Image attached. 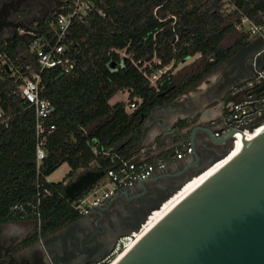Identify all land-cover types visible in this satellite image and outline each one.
<instances>
[{"label": "trees", "instance_id": "1", "mask_svg": "<svg viewBox=\"0 0 264 264\" xmlns=\"http://www.w3.org/2000/svg\"><path fill=\"white\" fill-rule=\"evenodd\" d=\"M91 1L92 10L73 20L65 41L75 68L41 73V97L55 107L50 120L55 129L45 138L39 173L35 112L20 87L31 75L27 66L37 72L40 66L27 37L15 32L0 41V108L9 119L0 128V227L37 221L40 214L42 232L33 241L82 217L74 206L99 180L73 196L67 188L82 177L87 184L117 169L114 155L129 157L154 108L175 101L250 44L252 34L244 19L264 27V0ZM59 8L31 29L52 39L50 26ZM165 68L153 85L151 76ZM120 94L126 98L112 104ZM64 164L70 167L67 176L50 182Z\"/></svg>", "mask_w": 264, "mask_h": 264}, {"label": "water", "instance_id": "2", "mask_svg": "<svg viewBox=\"0 0 264 264\" xmlns=\"http://www.w3.org/2000/svg\"><path fill=\"white\" fill-rule=\"evenodd\" d=\"M11 25L15 32L21 27L19 23ZM260 39L261 46L230 82V88L255 74L253 63H256L257 70L264 68V38ZM250 48H255V42H250L225 64L232 63L241 52ZM260 92H264V81L254 91ZM175 102L176 100L154 108L150 116L157 108L173 105ZM147 121L148 118L143 121L142 129ZM197 131H202L209 142V148L205 150V154L209 156L206 164L194 174L187 175L201 161L202 155L195 153V162L186 164L176 175L168 174L169 170L164 171L169 186L156 188L146 199L147 207L143 215L138 220L135 219V223L125 232H116L113 239L107 234L97 238L99 248L96 249L87 245L93 235H88L85 231H72L77 225L74 222L50 238L57 241L62 239L56 251H52L47 239L41 237L30 248L32 252L38 250V254L31 260H21V250L11 247L4 255L5 264L17 261L20 264H40L41 260L45 264L102 262L112 253L119 238L139 231L151 214L161 209L189 181L225 160L234 150L232 133L216 138L212 130L202 126L191 130L188 141L195 149ZM222 147L224 148L220 152ZM102 176L103 174L94 176L93 182H88L80 192H84ZM176 178L182 179L174 180ZM152 182L154 178L140 182L138 186L144 188ZM67 194L70 195V188H67ZM94 215L95 212L90 217ZM86 221L87 219L83 220ZM71 228L73 229L70 230ZM123 255L116 264H264V131L252 143L245 138L237 158L202 182Z\"/></svg>", "mask_w": 264, "mask_h": 264}, {"label": "crops", "instance_id": "3", "mask_svg": "<svg viewBox=\"0 0 264 264\" xmlns=\"http://www.w3.org/2000/svg\"><path fill=\"white\" fill-rule=\"evenodd\" d=\"M63 1L56 0L52 6L55 7L54 9H58L60 3ZM23 3L17 13L16 21L13 22L21 24V27L16 32L23 28L31 29L32 24L44 19L47 12L51 11L46 10L43 15L41 14L42 16L36 17L35 10L37 8L41 9L46 5L43 6L44 4L41 3L30 4V11L27 12L28 6L25 2ZM10 33H15L13 26ZM260 38L262 37L254 36L251 38V42H258L260 44L259 46L241 52L235 61L219 66L204 80L186 90L176 99L174 108L171 105L157 108L152 116L149 115L145 128L141 131L138 144L129 157H135L138 161H165L168 163L167 170H169L168 174L170 175H176L186 164L195 162V153L202 155L201 161L187 175L194 174L198 168L204 166L209 157L205 154V150L209 148L208 139L202 131H197L195 133V140L197 141V147L195 149L188 141L191 130L196 126H202L213 132L216 131L218 127L213 126L212 123L219 120L234 102L243 99L244 96L241 94H232L231 88L229 87L230 82L237 76L242 66L247 65L251 57L255 55L261 46L262 40ZM192 62L188 63L190 64ZM183 65H187V63ZM180 122H185L186 125L181 127L179 126ZM185 147H192L193 153L185 155L182 159H177L175 156L176 152L184 151ZM223 148L220 149V152H222ZM152 178H154V182L148 184L146 187L141 188L137 185L130 190L121 191L103 206L91 210L88 215H82L75 222L77 225H75V230L72 231H75V233L85 231L88 235H91L101 226L107 214H110L116 218L118 226L123 228L120 231L125 232L130 225L135 223V217L125 210L127 203L145 200L156 191L157 187H167L170 184L163 172H157ZM83 182L84 177L69 187L71 196L79 193L83 189L77 190L78 185ZM93 212H95L94 217H90ZM84 219H87V221L83 222ZM37 232V221L34 219L13 221L1 226L0 253L5 255L9 248L15 247L23 253L21 260H31L38 254V250L30 251L32 244L36 242L33 240ZM100 237H104V234H101L98 238L100 239ZM97 241L98 239L89 240L87 245L94 246L97 249L99 248ZM55 243H62V239L56 240Z\"/></svg>", "mask_w": 264, "mask_h": 264}, {"label": "built area", "instance_id": "4", "mask_svg": "<svg viewBox=\"0 0 264 264\" xmlns=\"http://www.w3.org/2000/svg\"><path fill=\"white\" fill-rule=\"evenodd\" d=\"M63 2L66 5L59 8L57 20L50 26L51 31L55 32L52 39L41 36L36 29L23 28L18 31L19 34L30 40V50L37 57V63L40 66L38 72L32 71L31 66H27V70L31 71V75L23 78V84L20 87L22 98L35 112L38 173L46 157L44 149L45 138L55 129V125L51 124L50 121L55 113V107L49 100L41 97V73L44 70L56 67H62L65 73H70L75 68L76 61L69 55V49L65 43L67 33L75 18H82L93 8L91 0H64ZM242 23L247 26L252 36L264 37V27L254 25L247 19H244ZM2 57L3 55L0 52V59ZM253 68L255 74L252 77L231 87L232 94H241L244 96L243 99L234 102L219 120L212 123L213 126L218 127L213 132L216 138L232 133L234 147L239 136L254 134L257 130L264 127V92L254 93L264 81V68L257 70L256 63H253ZM167 70L168 68H165L153 74L150 78L152 84L156 85L157 80ZM134 107L135 105L131 106L132 109ZM8 121L9 119L4 116L0 108V128L7 127ZM192 153V147H185L184 151H177L175 156L177 159H182L185 155ZM114 159L118 163V168L107 170L103 178L75 204V209L81 215H88L91 210L103 206L117 193L132 189L140 182L151 179L157 172H164L168 168V163L165 161H138L135 157H120L118 155H114ZM146 225L147 222L141 226L139 231L119 238L112 253L98 264H112L121 255L130 250L140 239V235H143ZM37 227L38 235L40 236L42 232L40 214L37 216Z\"/></svg>", "mask_w": 264, "mask_h": 264}, {"label": "flooded vegetation", "instance_id": "5", "mask_svg": "<svg viewBox=\"0 0 264 264\" xmlns=\"http://www.w3.org/2000/svg\"><path fill=\"white\" fill-rule=\"evenodd\" d=\"M23 2H25V0H0V29H1L0 36L11 31L12 29L11 23L16 21L17 13L19 12L21 6L24 4ZM259 45L260 44L258 42L255 43V46H259ZM171 106H173L174 108V104ZM174 180H178V179H174ZM85 185H86L85 182L79 184L77 190L84 188ZM74 191H75V187H74ZM146 202H147L146 199L140 200L138 202L135 201L129 202L126 205L125 210L130 214H132V216H134L136 220H138L146 210L147 207ZM72 229L73 228H71L70 230ZM122 229H123L122 227L120 228L118 226V222L116 221V218L110 214H107L101 226L97 228L96 232L91 234L93 235V238H91V240L97 239L99 236H101V234H107L111 237V239H113L114 234ZM52 236L53 234L45 236V239H47L48 247L52 251H56L58 249L57 246L59 244L55 243L56 241L55 239H50ZM3 258H4V254L0 253V264H5L6 261H4ZM39 263L45 264L43 260H41ZM13 264H20V263L17 261V263H13Z\"/></svg>", "mask_w": 264, "mask_h": 264}, {"label": "bare ground", "instance_id": "6", "mask_svg": "<svg viewBox=\"0 0 264 264\" xmlns=\"http://www.w3.org/2000/svg\"><path fill=\"white\" fill-rule=\"evenodd\" d=\"M264 131V127L257 130L254 134L241 135L237 140V143L234 147V150L231 154L223 161L215 165L214 167L207 170L205 173L201 174L193 178L189 181L183 189H181L175 196H173L170 200H168L161 209L154 211L147 221V225L145 227V231L140 235V238L144 236L146 232H148L155 224L161 220L174 206H176L181 200H183L188 194H190L193 190H195L202 182L212 176L217 170H219L222 166L229 163L239 156V153L242 148V144H244V139L246 138L249 143H252L262 132ZM124 255H121L118 259H116L112 264H116L118 260H120Z\"/></svg>", "mask_w": 264, "mask_h": 264}, {"label": "rangeland", "instance_id": "7", "mask_svg": "<svg viewBox=\"0 0 264 264\" xmlns=\"http://www.w3.org/2000/svg\"><path fill=\"white\" fill-rule=\"evenodd\" d=\"M45 1L46 0H25V3H26V5L28 6V7H30L29 5L31 4H44V5H46L45 7H43V8H37L36 10H35V12H36V14H35V16L36 17H38V16H40L41 14L43 15L44 14V11H46V10H53L55 7L54 6H52V4L54 5L55 4V1L56 0H50V3H47V1H46V3H45ZM49 1V0H48ZM57 3V2H56ZM43 5V6H44ZM57 7V6H56ZM39 9H40V11H39ZM41 15V16H42ZM245 29H248L247 28V26H245ZM12 34L9 32V33H7V34H4L1 38H0V41L1 40H3V39H6V38H8V37H10ZM254 36H252V38H253ZM190 59H187L185 62H183L182 63V65L183 64H185V63H187V64H189L188 62H192L193 60H194V58H192L190 61H189ZM182 65H180L179 67H178V69L179 68H182L183 66ZM182 66V67H181ZM126 98V95H122V94H120V95H118L117 97H115L112 101H111V103L113 104V103H115L116 101H118V100H121V99H125ZM69 171H70V167L68 166V164H64V165H62L55 173H53L50 177H49V181L50 182H54V183H58V182H61V181H63V179L67 176V174L69 173Z\"/></svg>", "mask_w": 264, "mask_h": 264}]
</instances>
